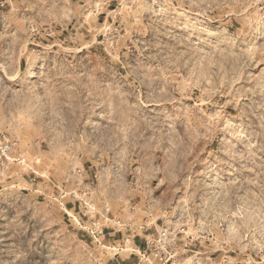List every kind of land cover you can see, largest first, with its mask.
Returning <instances> with one entry per match:
<instances>
[{"label":"rangeland","instance_id":"1","mask_svg":"<svg viewBox=\"0 0 264 264\" xmlns=\"http://www.w3.org/2000/svg\"><path fill=\"white\" fill-rule=\"evenodd\" d=\"M164 227L175 264H264V0H0V264Z\"/></svg>","mask_w":264,"mask_h":264},{"label":"built area","instance_id":"2","mask_svg":"<svg viewBox=\"0 0 264 264\" xmlns=\"http://www.w3.org/2000/svg\"><path fill=\"white\" fill-rule=\"evenodd\" d=\"M116 225L119 227H129L132 229L130 224L122 222L121 220L116 221ZM96 240L101 238V233L103 229L98 232L97 230H91ZM176 233H174L169 227H164L157 230L154 234H148L146 237V247L140 249H132L131 252H135L138 255L139 261L137 264H175V255L177 254L175 250L176 247ZM134 237L127 235L124 238V244L133 242ZM121 250L124 248L120 247Z\"/></svg>","mask_w":264,"mask_h":264},{"label":"crops","instance_id":"3","mask_svg":"<svg viewBox=\"0 0 264 264\" xmlns=\"http://www.w3.org/2000/svg\"><path fill=\"white\" fill-rule=\"evenodd\" d=\"M134 243H135V246L140 248V249H144L146 247V243L142 240L139 243L134 240ZM123 260H124V258H123ZM134 264H137V263H134Z\"/></svg>","mask_w":264,"mask_h":264}]
</instances>
